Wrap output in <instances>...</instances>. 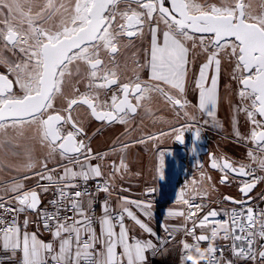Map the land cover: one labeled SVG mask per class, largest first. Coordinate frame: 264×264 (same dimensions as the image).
Segmentation results:
<instances>
[{"label":"snow or ice","instance_id":"obj_1","mask_svg":"<svg viewBox=\"0 0 264 264\" xmlns=\"http://www.w3.org/2000/svg\"><path fill=\"white\" fill-rule=\"evenodd\" d=\"M13 3L18 5V0H13ZM13 3L0 0V10L7 9L4 20L6 27L0 29V39H3L5 47L9 50L18 49L23 53L26 60L23 65H10V70L17 73L15 84L19 86L21 95L14 93L13 81L5 75H0V130L8 126L37 123L41 141L47 142L50 152H59L62 160L67 159L69 164L74 166H65L63 173L55 177L53 173L56 169H48V161L45 160L43 171L48 174L36 173L41 181L47 180L49 185H59L57 189L59 200L52 201L57 205L55 212L40 213L45 229L51 231L53 223L55 224L53 237L59 239L58 252L54 250L52 243L39 241L35 233L21 232L15 215H12L11 220L5 219L4 214L26 210L38 211L40 200L35 190L21 191L23 185L16 184L7 190L15 194L8 200L4 195H0V210L4 213L0 214V243L5 251L15 253L22 250L21 264H48L49 259L54 264H81L82 261L83 264H143L145 251L155 248L151 241L141 242L129 237L123 222V213L144 231L155 235L150 227L142 223L127 207H123L120 215L109 214L107 201L102 205L104 214L99 218L100 233L97 235L93 227L96 218L87 214L81 199L85 195L90 197L91 193L71 191L72 188L79 187L74 183L78 178L86 182L90 178L102 176L99 165L86 164L80 159L81 155L84 161H90L94 157L91 149L86 147L83 140L78 139L83 130L72 120L71 111L74 106L86 105L91 114L101 121L111 122L119 119L123 122V116L118 114L136 113L141 101L148 99L145 95L148 92H159L170 103L181 108L187 104L186 100L182 102L181 99H176L166 92L160 83L155 86L141 83L120 84L116 72L105 65L101 52L104 51L113 58L110 62H114L120 38L142 35L145 25L148 26L151 35L148 50L150 59L147 60L151 73L150 80L161 82L180 94L185 91L187 77L189 49L186 42L194 41L195 33L207 34L206 37L203 35L199 37L200 44L205 52L209 48L214 51L208 55L207 62L200 66L195 88L198 90V109L210 117H214L217 106L220 68L218 56L220 51L231 49L230 56L235 59L233 79H237L241 86L238 95L241 101L249 102L239 109L247 114L253 125L247 139L257 145L258 151L264 152V3L260 5V11L253 12L251 3L246 4L244 0H235L234 4L228 3V0H221L220 5H201L196 0H76L71 26L64 24L59 30L52 31L40 27L30 15H27V32H21L8 23L7 15L13 11ZM120 4L125 5L123 10L119 9ZM132 5L136 7L133 8ZM60 8H64V5L61 4ZM49 10H58L55 0H47L44 8L36 13L37 18L43 19L44 13ZM118 16L122 21L119 24ZM161 24L165 28L162 43L159 38ZM205 39L208 41L207 44ZM195 47L196 44L193 42V48ZM77 61L87 65L89 92L68 99L67 108L64 110L68 113L67 116L59 112L49 114L54 108L55 98L63 94L65 76L70 77L73 74L69 65ZM213 66L215 72L211 75L209 84L208 70ZM79 71L77 66L76 73ZM114 85H118L122 98L113 93L111 105L105 102L102 109L98 110L101 108L98 103L99 93H93L91 90L110 89ZM130 95L135 103L129 99ZM191 119L194 121L195 117ZM64 125H71V130L65 133ZM182 127L186 128L188 125ZM173 131L180 132L179 129ZM195 135L198 139L199 132L197 131ZM236 135L239 137L238 131ZM175 139L184 143L182 132L176 135ZM248 156L253 161L256 160L253 152L250 151ZM211 159L210 166L213 169L219 167L241 176L251 175L244 165L234 168L227 160L218 164L214 158ZM25 167L31 169L33 165L30 162ZM77 167L79 170H76ZM259 167L264 171V158L260 159ZM113 168L118 170L115 165ZM225 179L226 177H223L221 182L223 183ZM259 179L261 178L253 176V182H245L240 188L246 200L236 201L227 196L224 198L245 205L241 211L233 210L228 220L216 221L209 219L218 216V213L212 210L192 229H187L186 234L192 237V243H183V253H193L199 257L201 255L198 251L199 245L209 237L204 234L197 236L195 227L213 225L212 238L223 233L224 239H232L234 242L232 252L237 259L255 261L258 257L264 260V209L257 210L247 206L251 200L249 193ZM41 187L44 191L48 190V186ZM97 188L109 191L107 182L102 186L97 185ZM121 200L140 206V202L127 201L125 197H121ZM10 202L17 203L18 207H10ZM183 202L190 203L186 199ZM195 207L200 209L202 206ZM62 208L80 218L67 216L61 218L59 213ZM193 215L195 213H189V218ZM28 223L29 221L25 219V229ZM63 234H67L66 237ZM130 239L133 242L130 243ZM97 244L101 245L99 250L96 249ZM118 248L122 251L118 252ZM206 251L213 254L216 249L209 247ZM182 261L183 264H191L192 260L189 256L185 259L182 255ZM197 264L208 262L198 259ZM216 264L220 262L217 261ZM227 264H233V261L229 260Z\"/></svg>","mask_w":264,"mask_h":264},{"label":"crops","instance_id":"obj_2","mask_svg":"<svg viewBox=\"0 0 264 264\" xmlns=\"http://www.w3.org/2000/svg\"><path fill=\"white\" fill-rule=\"evenodd\" d=\"M43 4L47 0H41ZM41 1L34 0L36 6L41 4ZM68 0H55L57 7L61 4L66 7ZM74 1V0H73ZM76 1V0H75ZM161 40V39H160ZM163 40V39H162ZM162 40L160 41L162 43ZM194 67L195 65L192 64ZM190 69L187 67V77L185 83V91L180 94L177 90L170 88L169 94L181 101H187L185 107L170 103L167 98L162 95H152L146 93L148 99L141 101L135 115H124L123 122L117 119L112 124H106V128L101 133L85 132L79 136L80 140L85 142L87 148L91 149V153L105 151L107 161L91 159V165H99L102 176L108 183L111 192V204L108 206L109 211L120 210L127 207L134 215H138L142 207L141 199L148 190H157L158 200L151 203L158 211L154 210L150 213L149 218L156 217L159 213L164 216L167 222H160L162 230L175 229L180 231L183 225L182 211L184 200L189 198H205L211 204L217 199H223L225 205L231 204L224 199L226 196L236 200H240L241 194L239 186L244 183V180L229 176L225 170L219 168L218 171L210 169L207 164L202 168H197L191 156L189 145H180L175 137L182 132L183 136H189L191 130L199 132L200 138L205 139L203 144L208 147L209 152L213 153L217 163L222 158L232 162L234 166H246L247 170L262 171L259 167V161L264 158V152L257 150V145L250 139L253 125L248 120H243L242 117L232 110V99L227 95L224 83L218 78L217 83V106L215 108L214 117L202 113L198 105V90L195 88V80L199 75V70L191 69L192 74L188 73ZM212 71H208L210 77ZM190 76V77H189ZM189 77V78H188ZM168 87V86H167ZM135 103L134 98H132ZM188 113V115H185ZM195 117L193 121L191 118ZM258 117V116H257ZM81 118H77L80 123H83ZM188 125L184 128L182 126ZM179 129L180 132L173 131ZM239 132V137L236 135ZM163 133V134H162ZM37 152V149H34ZM40 150V149H39ZM46 150H42L40 158L37 157L35 162V171L27 172L10 180H0V195H4L5 199L15 195L7 190L16 184H22L21 191L38 190L36 173L48 174L43 171V162L48 161V169H61L63 173L65 166L70 165L67 159H61L59 152L51 154ZM253 152L256 160L249 158L248 153ZM38 154V153H37ZM187 157V162L183 158ZM84 161L83 155L80 157ZM206 160V159H205ZM96 161V162H94ZM34 163V162H33ZM180 164L179 172L183 174L184 168H187L186 178L182 183L181 194L172 195L171 175ZM113 165L116 166L114 170ZM76 170H79L78 167ZM54 174V173H53ZM25 177H28L25 179ZM226 177L227 181L221 182L222 178ZM181 178L179 179V181ZM228 182V184H227ZM255 198H264V184L259 185L253 193ZM178 199H177V197ZM121 197L127 198V201L140 202V206L126 203L121 200ZM84 207L87 209L88 200L83 201ZM14 207H18L15 202H10ZM149 213V212H148ZM102 208V216H103ZM21 232L35 233L37 239L44 243H49L46 236L43 235L39 224L38 216L34 213L19 212ZM140 216V215H138ZM140 218V217H138ZM29 221L27 228L24 227V221ZM142 219V218H141ZM128 220V219H127ZM133 221V220H132ZM131 228H136L134 221L129 224ZM100 229L97 232L99 235ZM4 250V249H3ZM59 251V246H58ZM7 262H10L15 257L22 256V250L5 251Z\"/></svg>","mask_w":264,"mask_h":264},{"label":"rangeland","instance_id":"obj_3","mask_svg":"<svg viewBox=\"0 0 264 264\" xmlns=\"http://www.w3.org/2000/svg\"><path fill=\"white\" fill-rule=\"evenodd\" d=\"M8 2L13 3V0H8ZM196 2L201 5L221 4V0H196ZM244 2L246 4L251 3V10L253 12H258L260 11V5L264 3V0H244ZM228 3L234 4L235 0H228ZM75 4V0H68L66 7H57L58 10H49L48 12L44 13V18L40 19L37 18L36 13L40 12L46 4H43L41 1V4H39V6H36L34 0H18V5L16 3H13V11L7 15V20L8 23L15 29L21 32H27L28 23L26 16L30 15L34 19L35 23L40 27L56 31L59 30L64 24L71 26L70 21L71 17L75 14ZM132 7L135 8L136 5H132ZM124 8V4L119 5L120 10H123ZM5 13H7V9L0 10V29H5L6 27L4 24V20L6 18ZM121 22L122 21L118 16L117 24ZM164 30V25L161 24L159 37L161 40L163 39L162 33ZM193 36L195 37L194 41L186 42V46L189 49L187 67L188 69H190L188 72L190 76L192 74L191 69L196 67L197 69H200V66L207 62L208 55L212 51H214V49L209 48V50L205 52L199 40V37L201 35L193 34ZM203 36L206 37V35ZM193 42H195L196 44L195 48H193ZM207 43L208 41L207 39H205V44ZM150 45L151 35L149 33L148 26L145 25L142 35L138 34L132 38H120L118 42V52L114 56V62H110L113 58H110L104 51L101 52V57L104 60L105 65L109 69H112L116 72L120 84L141 83L142 85L155 86L156 84L160 83V86L169 93L170 87L163 85L161 82L150 80L149 78L151 73L150 68L147 66V60L150 59V56L148 55ZM230 52L231 49H227L222 50L219 53L218 59L220 60V68L218 78L224 83L225 86L227 85L226 93L227 95L231 96L230 98L233 101L231 103L233 106L232 110L236 111L245 121L248 120L247 114L244 111H240L239 109L247 105L249 102L241 101L238 95L241 86L239 85L237 79H233L235 59L230 56ZM25 60L26 56L23 53H21L18 49L9 50L5 47V42L3 41V39H0V73L8 75V77H10L14 81V93L17 95H21L22 93L19 86L15 84L17 73L10 70V65H23ZM192 64H194L195 66L192 67ZM77 66H79L80 69L78 74L76 73ZM69 68L71 69L73 74L70 77L65 76L63 84V94L58 95L55 98L54 108L50 110L49 114H51V112H59L61 115L66 116L67 112H65L64 110L67 108L68 99L77 98L81 94L89 92V88L87 87V85L89 84L87 65L83 62L77 61L69 65ZM209 70L214 73L215 66L211 67ZM237 75H239V73H237ZM91 91L93 93H99L98 103L101 106V108H98L99 110L102 109L105 102L109 101V97L112 96L113 93H116L118 98L121 97L118 85L110 89L93 88ZM148 93L152 95L161 94L159 92ZM108 105H111V103H108ZM124 115L125 114H122L120 116ZM71 117L72 120L81 129H83L85 132L93 133L94 135L96 133L103 132L107 126L105 123H98L94 121L90 116L88 109L80 104L74 106L71 111ZM77 118H81L80 120H82L83 123H80L81 121L79 122ZM257 119H259V117H257ZM63 128L65 133L66 131L71 130L70 125H64ZM34 149H37V152H35ZM42 150H46L45 154L50 152L47 142L41 141L40 128L37 123L16 125L15 127L8 126L6 129L0 130V180L14 179L15 177H19L20 175L26 174L27 172L35 171V162L37 157L40 158ZM92 159L98 161L104 159V161H107L105 158V153L103 159H98L96 158V156H94V158ZM30 162L32 163L33 167L31 169H28L25 167V165ZM89 162L91 161L84 163L88 164ZM60 170L61 169L59 168L55 172H60ZM35 179L38 180L39 176H35ZM140 202L141 206L145 207H142L140 212H138V215L140 216H135L137 218L140 217L138 219L142 223L150 227L155 235H151L148 232L144 231V229H142L135 222L134 223L136 224V228H131L129 224L133 221L129 217L125 223V226L128 230V235L130 238L138 239L141 242L151 241L152 244L155 245L154 249H148L145 251V260L143 264H177V249L175 246L168 245L165 240V234L166 232L177 233L178 229H171L167 231L162 230L160 222H167L166 218L164 216L162 217L159 213L156 215V217L151 216L149 218L150 213L153 214L154 210L158 211V208H155L153 205H151V203L146 202L144 200V197H142ZM116 231H119L118 227L116 228ZM117 251H122V249L118 248Z\"/></svg>","mask_w":264,"mask_h":264},{"label":"built area","instance_id":"obj_4","mask_svg":"<svg viewBox=\"0 0 264 264\" xmlns=\"http://www.w3.org/2000/svg\"><path fill=\"white\" fill-rule=\"evenodd\" d=\"M79 139V137H78ZM104 153L105 151L102 152H97L93 153L92 156H96L98 159H103L104 158ZM103 157V158H101ZM251 173V178L245 182H253V176L257 178H261L257 180L255 183L257 184V188L259 185L264 184V171H257V170H248ZM55 177H59L61 175L60 172H54L53 174ZM105 179L103 177H93L88 179L86 182L82 179H76L74 183L79 185L78 188H72L71 191H86L88 193H91V196H83L81 199L83 201L88 200V207H87V214L89 216H93L96 218V222L94 223L93 227L96 231V234L98 230L100 229V224H99V218L102 217V205L105 201H107L108 206L111 204V192L110 188L109 191L105 192L102 190H98L97 185H104L105 184ZM243 183V184H244ZM228 184V182H227ZM240 185V187L243 186ZM229 185V184H228ZM41 186H48V190L44 191ZM37 187L38 190L41 194V203L38 206V211H36V214L38 216V224L39 227L43 233L44 236H46L49 240V243L53 244L54 250L58 252V246H59V239H54L53 237V232L55 231V224L53 223L52 230L49 231L45 229L44 223L42 219L40 218V213H53L56 210L57 205H54L52 201L59 200V192H58V187L59 185L53 184L49 185V181L43 180L41 181L40 179L37 181ZM256 188V189H257ZM255 189V190H256ZM254 193V192H253ZM253 193L251 196L253 197V200L248 203L247 206L253 207L254 209L260 210L263 209L264 205V198H255ZM7 200V199H6ZM144 200L148 203H155L158 200L157 194L155 193L154 190H148L144 194ZM190 203L183 205V211H182V219H183V225L180 229L179 232L177 233H172V232H166L165 234V240L168 243V245L175 246L177 249V264H183L182 261V255L184 256L185 259L189 256V259H191V264H197V260L201 261H207L208 264H216L217 261L220 262V264H227V261L231 260L233 261V264H264V260H260L258 257L255 261L252 260H245V259H237L235 256H233L232 252V247H233V240L232 239H224L223 238V233L221 235L215 237L214 239L212 238L211 235V227L213 225H209L208 227H195V233L196 235H207L209 239L205 242H201L199 245L198 251L201 253L199 257H196L193 255V253H183V243L187 242L189 244L192 243V237L190 235L186 234L187 229H192L196 224L199 223L200 220L203 219L205 215H207L209 212L212 210H215L218 213V216L215 218L209 217L210 220H216V221H225L229 219V215L232 213L233 210H236L237 212L241 211L245 205L239 204H228L225 205V201L223 199H217L215 203L211 204L207 199L205 198H189L186 199ZM243 200V199H242ZM90 204V208H89ZM195 205H201L202 207L200 209H197ZM10 207L15 208L11 203ZM123 209L120 210H112L109 211V214H114V215H120L122 213ZM189 213H195V215L191 216L189 218ZM0 214H4L3 210H0ZM6 220H11L12 215L16 216V221L17 224L19 225V216L18 213H11V214H4ZM60 217H75L79 219L80 217L76 216L75 213L66 211L63 208L61 209L59 213ZM124 215V224L126 223L128 216L126 213H123ZM71 223V221H69ZM115 222V221H114ZM65 237L67 234H63ZM87 237L85 236V239ZM133 242L132 240L130 243ZM237 244H241V242H235ZM243 246V245H242ZM209 247H215L216 251L213 254H209L206 249ZM96 249H100V245H96ZM74 251V249H73ZM120 252V251H118ZM22 257L16 258L11 264H21ZM0 264H6L5 262V255L2 250V243H0ZM48 264H54V262L49 259ZM83 264V261L81 262Z\"/></svg>","mask_w":264,"mask_h":264},{"label":"water","instance_id":"obj_5","mask_svg":"<svg viewBox=\"0 0 264 264\" xmlns=\"http://www.w3.org/2000/svg\"><path fill=\"white\" fill-rule=\"evenodd\" d=\"M195 35H206L207 36V34H200V33H195ZM0 75H5V76H7L8 77V75H6V74H3V73H0ZM8 79L9 80H11V81H13L10 77H8ZM14 82V81H13ZM114 86H116V85H114ZM114 86H112V87H114ZM111 87V88H112ZM13 90H14V83H13ZM120 98H122V93H121V97ZM132 96L130 95L129 96V99L131 100V102L133 103V101H132ZM80 105H83V104H80ZM84 107H86L87 109H88V111H89V113H90V116L92 117V119L94 120V121H96V122H98V123H105V124H112V123H114V122H116L117 120H115V121H111V122H109V121H101V120H98V119H96L92 114H91V110L86 106V105H83ZM99 110V109H98ZM136 113H137V111H136ZM136 113H128V114H130V115H135ZM122 114H124V113H119L118 115H122ZM68 115V113L66 114V116ZM71 126V125H70ZM84 133V131H82V134ZM196 131L195 130H191L190 131V133H189V136L187 137V136H183V139H184V143H180V142H178L180 145H182V146H186V145H189V149H190V153H191V156H192V158H193V160H194V162H195V165H196V167L197 168H202L204 165H205V163L207 164V166L210 168V169H212V170H214V171H218L219 170V167L218 168H216V169H213L210 165H211V162H212V159L211 158H214V155H213V153H211V152H209V149H208V147L207 146H205V145H202V144H200V141H199V138L197 139L196 138ZM184 160V162H187V160H188V158L185 156L184 158H183ZM206 159V160H205ZM215 159V158H214ZM224 160H227V159H225V158H222L220 161H219V163L218 164H222L223 162H224ZM228 162H230L231 164H232V162L231 161H229V160H227ZM233 165V164H232ZM233 167L234 168H239L240 166H234L233 165ZM223 170H225V172L226 173H228V175L229 176H232V177H235V178H238V179H242V180H244V181H248L249 179H250V175H247V176H241V175H238L237 173H235V172H232V171H230V170H227V169H223ZM247 170V169H246ZM183 174L181 175V182H183L184 181V178H186V173H187V168H184L183 170ZM225 182L227 181V178L224 180ZM249 183H251V182H249ZM241 188V187H240ZM240 188H239V192H240ZM257 188V184H256V186L254 187V189L249 193V196L251 197V200L248 202V203H250L252 200H253V197L251 196V194L255 191V189ZM37 192V191H36ZM38 193V192H37ZM240 194H241V197H242V199L243 200H236V199H233V200H236V201H244V200H246L247 198L240 192ZM39 195V194H38ZM228 197V196H227ZM39 200H40V203H41V199H40V196H39ZM230 203H232V204H235V205H239L238 203H233L232 202V200H228ZM40 203H39V205H40ZM38 205V206H39ZM38 206H37V208H38ZM263 209H264V205H263ZM28 212H31V213H36V211H33V210H27Z\"/></svg>","mask_w":264,"mask_h":264},{"label":"bare ground","instance_id":"obj_6","mask_svg":"<svg viewBox=\"0 0 264 264\" xmlns=\"http://www.w3.org/2000/svg\"><path fill=\"white\" fill-rule=\"evenodd\" d=\"M111 97L112 96H110L109 97V101L107 102V104L108 103H111ZM199 141L200 142H204L205 141V139H203V138H200V136H199ZM203 145V144H202ZM179 168H180V164H178L177 165V167H176V169L174 170V172L172 173V175H171V178H172V180H171V189H173V193H172V195L173 196H175V195H177V194H181V188H182V183L183 182H181V181H179V179L181 178V173L179 172ZM182 171V170H181ZM250 178H251V176H250ZM35 191H37L38 192V194H39V196H40V199H41V194H40V192H39V190H35ZM155 191V193L157 194V190H154ZM177 197V196H176ZM178 197H180V196H178ZM178 197H177V199H178ZM240 200H242V198L240 199ZM12 204V203H11ZM232 204V203H231ZM13 205V204H12ZM14 206V205H13ZM34 214H36V213H34ZM37 215V214H36ZM19 216V215H18ZM19 222H20V219H19ZM20 225V224H19ZM167 231V230H166ZM47 238V237H46ZM48 239V238H47ZM2 250H3V247H2ZM3 252H4V250H3ZM4 255H5V262H6V264H11L16 258H19V257H22V256H19V257H15L13 260H11L10 262H7V257H6V254H5V252H4ZM23 258V257H22Z\"/></svg>","mask_w":264,"mask_h":264}]
</instances>
